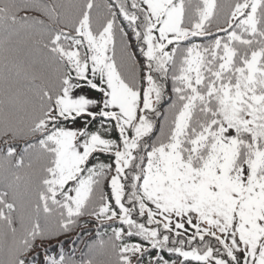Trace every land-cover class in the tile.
<instances>
[{"label":"snow or ice","instance_id":"snow-or-ice-1","mask_svg":"<svg viewBox=\"0 0 264 264\" xmlns=\"http://www.w3.org/2000/svg\"><path fill=\"white\" fill-rule=\"evenodd\" d=\"M0 145V264H264V0H0Z\"/></svg>","mask_w":264,"mask_h":264},{"label":"trees","instance_id":"trees-1","mask_svg":"<svg viewBox=\"0 0 264 264\" xmlns=\"http://www.w3.org/2000/svg\"><path fill=\"white\" fill-rule=\"evenodd\" d=\"M197 42H200V41H197ZM170 87H171V85H170V82H169V91H170ZM81 126H82L81 124L75 125V127H81ZM95 127H96V125H93V130L95 129ZM101 159H103L105 162H109L107 157H101ZM85 219H88V218H85ZM87 231H88V234H85ZM100 231H101L102 235L98 237L97 234H96V227H95L94 222H89L87 228L78 229L76 231V233L71 235L70 238L73 240L76 237L77 233H84V235L82 236V238L84 240H82V238L79 239L77 241V243L75 244V246H74L75 247L74 259L78 260L80 258V256H81V252L85 253V250L87 249L85 247V245L88 244V242H86V243L84 242L85 240H87V241L91 240L92 243H99L100 239H103L104 241L108 240V234H110L111 229L107 230L108 234H104L105 233V229L104 228H101ZM65 238H67V237L61 238L60 240H64ZM79 241H80V243H79ZM58 242L59 241L53 240V241H50V242L45 244V247H48L49 243L51 245V247H49V254L50 255H54L57 251L60 250L59 247L57 246L59 244ZM71 242L72 241H70V243H67V244L63 243V250H64L65 253H69L73 249V245H72ZM36 253H39V255L36 256ZM32 255L35 256V258H36V264H40V261H42L43 258H44L43 248H37Z\"/></svg>","mask_w":264,"mask_h":264},{"label":"rangeland","instance_id":"rangeland-1","mask_svg":"<svg viewBox=\"0 0 264 264\" xmlns=\"http://www.w3.org/2000/svg\"><path fill=\"white\" fill-rule=\"evenodd\" d=\"M0 146H2V145H0ZM18 146V145H17ZM107 190V189H106ZM78 229H76L73 233H71L70 235H68V236H65V237H67V238H65L64 240H62L63 242H64V244H67V243H70V241H72V239L70 238L71 237V235L72 234H74V233H76V231H77ZM85 234H88V231L85 233ZM61 238H64V237H60V239ZM82 240H84L83 238H82ZM85 243L86 242H88V244H91V245H97L98 243H92V241L91 240H85L84 241ZM59 243V242H58ZM79 243H80V241H79ZM50 244V243H49ZM58 247H59V244L57 245ZM84 246V245H83ZM88 252V248L85 250V253H87ZM33 254V253H32Z\"/></svg>","mask_w":264,"mask_h":264}]
</instances>
